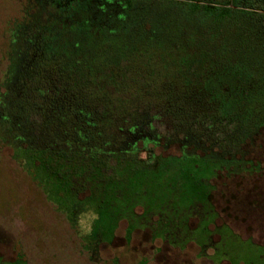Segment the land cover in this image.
I'll return each instance as SVG.
<instances>
[{
	"label": "trees",
	"instance_id": "trees-1",
	"mask_svg": "<svg viewBox=\"0 0 264 264\" xmlns=\"http://www.w3.org/2000/svg\"><path fill=\"white\" fill-rule=\"evenodd\" d=\"M22 1L7 29L0 149L69 223L92 214L76 238L90 262L123 220L127 243L148 228L216 251L212 180L258 168L246 147L264 128V0ZM172 146L178 155L156 153ZM14 260L29 264L22 251Z\"/></svg>",
	"mask_w": 264,
	"mask_h": 264
},
{
	"label": "rangeland",
	"instance_id": "rangeland-1",
	"mask_svg": "<svg viewBox=\"0 0 264 264\" xmlns=\"http://www.w3.org/2000/svg\"><path fill=\"white\" fill-rule=\"evenodd\" d=\"M22 2L0 0V79L7 64V29L12 20L20 18ZM246 151V157L258 163L254 172L233 178L221 175L212 180L217 187L212 200L220 213L214 224L225 226L222 228L225 242L219 241L217 234L213 236L219 241L215 243L216 251L212 244L207 247L205 256H201L200 238L197 242L173 246L162 238L152 239L148 228L133 231L127 243L126 221L123 220L114 230L112 239L104 235L100 238V242H104L96 250L101 260L97 264H112L113 258L119 264H139L142 260L145 264H231L235 261L238 264H264V128L253 143L247 145ZM156 153L178 155L179 150L172 146L166 151L157 149ZM200 175L207 178L202 172ZM43 193V184L39 185L19 168L10 148L2 147L0 255L5 261L0 264H21L14 260L19 251L26 254L29 264H96L88 261L90 252H81L76 240L81 239L84 230L91 225L92 214L77 209L75 218L69 223L63 216V206H55L56 200L52 203L53 200H47ZM140 211L139 208L136 210ZM197 222L195 218L190 219V227H195ZM227 231L235 236L232 238ZM90 260L96 261L93 257Z\"/></svg>",
	"mask_w": 264,
	"mask_h": 264
}]
</instances>
